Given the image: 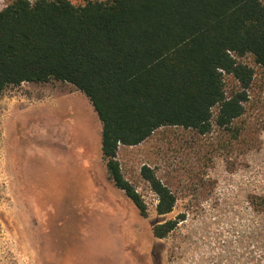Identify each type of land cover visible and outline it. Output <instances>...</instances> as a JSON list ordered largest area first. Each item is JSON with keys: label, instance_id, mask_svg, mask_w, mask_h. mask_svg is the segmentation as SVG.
I'll use <instances>...</instances> for the list:
<instances>
[{"label": "rangeland", "instance_id": "obj_1", "mask_svg": "<svg viewBox=\"0 0 264 264\" xmlns=\"http://www.w3.org/2000/svg\"><path fill=\"white\" fill-rule=\"evenodd\" d=\"M11 1L0 0V10ZM239 61L254 70L244 115L234 125L242 138L216 128L199 136L162 127L136 146H119L121 173L145 216L109 180L101 124L80 91L58 81L5 90L0 264H264V212L246 203L248 193L264 194V69L250 56ZM224 83L227 93L237 86L227 75ZM143 165L175 194L170 214L156 213ZM167 220L178 221L176 228L155 238L152 228Z\"/></svg>", "mask_w": 264, "mask_h": 264}, {"label": "trees", "instance_id": "obj_2", "mask_svg": "<svg viewBox=\"0 0 264 264\" xmlns=\"http://www.w3.org/2000/svg\"><path fill=\"white\" fill-rule=\"evenodd\" d=\"M246 56L264 69L262 0H12L0 10V95L51 81L80 91L101 124L108 178L142 216L145 205L117 161L119 146H136L162 127L242 138L234 125L254 76L239 61ZM224 75L237 84L229 93ZM140 176L157 197L156 213L170 214L175 194L149 166ZM246 203L264 212V194L248 193ZM177 224L167 220L152 234L165 238Z\"/></svg>", "mask_w": 264, "mask_h": 264}]
</instances>
